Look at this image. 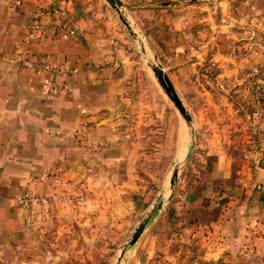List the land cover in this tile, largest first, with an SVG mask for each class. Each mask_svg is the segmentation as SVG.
<instances>
[{
  "label": "crops",
  "instance_id": "crops-1",
  "mask_svg": "<svg viewBox=\"0 0 264 264\" xmlns=\"http://www.w3.org/2000/svg\"><path fill=\"white\" fill-rule=\"evenodd\" d=\"M232 1H174L138 16L187 122L165 100L146 101L134 61L107 48L101 0H0V245L43 251L66 242L54 227L77 233L71 242L110 236L162 200L160 213L198 155L199 178L180 194L195 235L217 258L264 264V118L245 92L255 68L264 74V0ZM25 55L66 72L30 69ZM154 161L165 165L153 171ZM27 193L52 201L24 206Z\"/></svg>",
  "mask_w": 264,
  "mask_h": 264
},
{
  "label": "rangeland",
  "instance_id": "rangeland-1",
  "mask_svg": "<svg viewBox=\"0 0 264 264\" xmlns=\"http://www.w3.org/2000/svg\"><path fill=\"white\" fill-rule=\"evenodd\" d=\"M101 1L103 5L98 7V10L102 13L100 18L106 37L109 38L107 48L114 57L134 61L132 66L134 70L138 69L146 101L155 107L161 106L160 102L165 100L168 105L175 107L148 65L149 61H157L159 64L161 61L156 52L157 43L154 44V33L143 27L138 16L143 15V10L153 7H163L174 1L194 0H122V10L132 23L135 34L129 30L108 0ZM199 1L204 3L213 0ZM239 1L233 0L232 3L237 4ZM136 35L138 38L135 37ZM254 91L252 88H245L246 93L250 92L254 95ZM163 136L162 134L161 137ZM160 141L165 142V139L162 138ZM160 151H164V148H160ZM199 160L200 157L195 155L171 201L167 202L165 208L149 223L135 244L129 242L146 213L140 215V221L137 220L132 225L113 227V234L110 236L106 233V237L103 238L100 232L97 233L95 230L93 236L87 234V239L90 240L88 242H71V238L75 240L79 238L77 233L59 231L54 227L50 229L49 234L51 236L60 234L65 237L66 242L63 244L49 242L48 247L43 251L36 245L31 248L24 244L0 245V264H241L247 259H233L232 252L221 258L209 254L210 249L203 243L202 236L195 235L200 233L193 230L195 224H191L193 217L190 211L180 204L182 191L199 178L203 165ZM164 165L154 161L150 169L154 171ZM159 184L153 188L150 195L155 196V189H161V181Z\"/></svg>",
  "mask_w": 264,
  "mask_h": 264
},
{
  "label": "built area",
  "instance_id": "built-area-1",
  "mask_svg": "<svg viewBox=\"0 0 264 264\" xmlns=\"http://www.w3.org/2000/svg\"><path fill=\"white\" fill-rule=\"evenodd\" d=\"M35 31L41 32L44 36L46 33L45 26L43 24H37L33 28ZM29 41V37H27L23 45H26ZM22 60L24 65L30 69L36 71H43L47 73H51L56 75H60L66 72L65 69H61L56 65H53L51 62L47 60H34L33 58H29L28 56H22ZM253 79L251 81V86L249 88L254 89V96L256 98V109L254 111V116L256 120H262L264 118V97H262V93L264 91V74H261L259 69L254 70ZM67 200L70 202H74V204H81L83 202V198L81 196H67ZM52 201V198L42 194H25L23 197L19 199V203L24 206H32V205H49Z\"/></svg>",
  "mask_w": 264,
  "mask_h": 264
},
{
  "label": "water",
  "instance_id": "water-1",
  "mask_svg": "<svg viewBox=\"0 0 264 264\" xmlns=\"http://www.w3.org/2000/svg\"><path fill=\"white\" fill-rule=\"evenodd\" d=\"M112 6L117 10L119 13L121 19L123 22L128 26L129 30L135 34V30L133 29V26L127 16L124 14L122 8H123V2L122 0H108ZM149 67L154 73V76L156 77L159 85L162 87L164 93L166 96L171 100V102L174 104L178 112L183 116V118L189 122L190 121V116L189 113L180 98L179 94L175 90L172 82L170 81L168 75L164 71L163 67L161 64H159L157 61H149L148 62ZM179 175V165L176 164L173 175L171 178V185L172 188L175 185L176 180L178 179ZM163 201L159 200L157 203L154 204V207L151 209L150 212L144 217V219L139 223V225L136 227L135 232L133 233V236L129 242V244H135L141 235L143 234L144 230L146 227L149 225V223L155 218L159 210L162 209L163 207Z\"/></svg>",
  "mask_w": 264,
  "mask_h": 264
},
{
  "label": "bare ground",
  "instance_id": "bare-ground-1",
  "mask_svg": "<svg viewBox=\"0 0 264 264\" xmlns=\"http://www.w3.org/2000/svg\"><path fill=\"white\" fill-rule=\"evenodd\" d=\"M131 24H132V23H131ZM135 37L138 38L137 35H136ZM139 44H140V43H139ZM141 44H142V43H141ZM142 49H143V48H142ZM148 51H149V50H148ZM172 172H173V171H172Z\"/></svg>",
  "mask_w": 264,
  "mask_h": 264
}]
</instances>
